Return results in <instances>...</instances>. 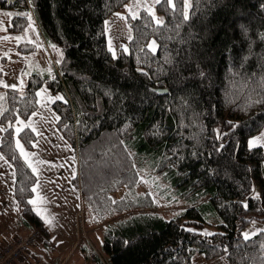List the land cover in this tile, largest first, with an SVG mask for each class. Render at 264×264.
<instances>
[{
  "label": "trees",
  "instance_id": "16d2710c",
  "mask_svg": "<svg viewBox=\"0 0 264 264\" xmlns=\"http://www.w3.org/2000/svg\"><path fill=\"white\" fill-rule=\"evenodd\" d=\"M129 1L0 0L16 10L12 33L33 16L64 53L52 75L34 72L23 91L5 92L0 124L27 119L45 83L64 93L52 101L56 128L79 153L81 176L73 183L91 207L92 225L131 211L106 219L103 255L84 247L89 264H191L196 253L264 264V230L248 239L240 233L251 219H264V149L248 145L264 127V0H162V23L141 9L130 18L128 50L115 56L105 21ZM0 139L22 219L48 235L29 203L38 176L17 145L33 149L36 132L9 125ZM141 156L176 199L191 205L169 218L150 210L154 197L135 195ZM123 187L125 195L113 199ZM204 208L220 218L208 235L198 229L208 222Z\"/></svg>",
  "mask_w": 264,
  "mask_h": 264
},
{
  "label": "rangeland",
  "instance_id": "374dc122",
  "mask_svg": "<svg viewBox=\"0 0 264 264\" xmlns=\"http://www.w3.org/2000/svg\"><path fill=\"white\" fill-rule=\"evenodd\" d=\"M156 3L157 0H132L126 6L108 15L105 21L107 46L113 55L117 56L122 49L128 50L129 40L132 36L130 18L136 17L141 9L148 10L155 16L156 20L161 21ZM14 14H17L16 10L3 7L0 4V111L6 104L5 92L8 89L15 88L23 91L28 77L32 73H49L52 75L64 61L62 48L46 39L33 16H28L29 22L23 30L12 33L10 25ZM61 97L65 98L63 92H53L46 83L43 84L38 89V108L27 119H18L11 124H0V137L9 125H12L17 131L30 125L37 134L39 133L38 143L32 151L24 148L20 141L17 142L24 158H27L28 155L34 156L36 163L34 167L40 179L43 180L41 184L45 185V189L35 187L36 195L33 205L42 214L49 228L54 244L53 250H61L62 253H66L72 246L74 239L78 235L83 236L79 238V240L82 238L83 240H78L74 245L75 248H71L73 251L69 261L76 260L75 262L79 264H87L83 251L84 245L88 247L94 245L93 248L102 254L100 245L102 228L108 223L106 219L112 221L115 218H122L129 215L131 211L112 213L110 214L111 217L108 216V218L104 215L105 219L97 221L96 226L92 225L95 222H92L91 225L88 224L87 217L91 207L88 206L84 195L81 194V189L78 191L72 183L75 177L80 180V156L74 145H70L68 141L67 146L64 144V138L56 128L58 116L52 101ZM222 131V125H218L219 136H221ZM253 141H255L254 146H262L264 149V128L249 137L248 145L250 147H254L251 144ZM137 159L141 176L136 186L135 195L140 192H149L156 200L155 206L149 208L150 210L169 218L191 205L189 202L184 203L183 200L176 199L174 194H171L168 182L160 176L152 174L154 171L150 166L151 160L146 161L145 156H141V159L137 157ZM0 168H2L5 182L4 189L0 192V202L2 203L0 207V243H2L4 239L9 238L7 234L10 229L6 223L10 219L11 222H15L18 203L13 194L14 168L1 152ZM51 171H53V176H47L46 174ZM51 177L55 178V188L49 190L47 186ZM122 195H125L124 187L113 192L112 198L117 199ZM203 201L204 198L195 205H200ZM210 210L204 208L208 222L198 228L204 235L215 232L217 230L216 224L220 221L218 215ZM89 227L96 231L89 232ZM261 230H264V219L253 218L240 229V233L243 237L247 233L249 238ZM90 241L93 245L90 244ZM191 264H229V262L225 255L206 258L202 253H196L191 259Z\"/></svg>",
  "mask_w": 264,
  "mask_h": 264
},
{
  "label": "crops",
  "instance_id": "0c3cea01",
  "mask_svg": "<svg viewBox=\"0 0 264 264\" xmlns=\"http://www.w3.org/2000/svg\"><path fill=\"white\" fill-rule=\"evenodd\" d=\"M27 126H30V125H27ZM31 127V126H30ZM32 128V127H31ZM264 128V127H263ZM262 128V129H263ZM34 129V128H33ZM261 129V130H262ZM260 130V131H261ZM60 133V132H59ZM37 134V133H36ZM63 137V136H62ZM64 138V137H63ZM62 138V139H63ZM38 134H37V140L34 144V148H36V144L38 143ZM64 144L67 146V140L64 138ZM70 145H72L70 143ZM33 149H31L30 151H32ZM76 150V148H75ZM27 163L30 165V167L32 169H35V173L37 174L38 176V180H37V183L35 185L38 186L40 189H45V185L44 184H41L43 180L40 179L37 171H36V168L34 166H36V163H35V159H34V156L33 155H28L27 158H24ZM32 162V163H31ZM33 164V165H32ZM47 176H53V171L49 172L46 174ZM45 178V177H44ZM72 183H73V180H72ZM54 184H55V178L54 177H51L49 179V183H48V186L47 188L50 190V189H54ZM75 185V187L77 188V190L79 191V185L73 183ZM4 185H5V182H4V176H3V172H2V168H0V192L4 189ZM12 187V186H11ZM13 187H14V182H13ZM35 187H34V195L33 197L31 198V201H34V197L36 195V190H35ZM81 194H82V191H81ZM9 199V198H8ZM18 203V202H17ZM34 210L43 218L42 214L39 213L33 203H31ZM2 206V203L0 202V207ZM50 207V206H48ZM19 208V210H18ZM18 208H17V214L15 215V218H14V221L15 222H11L10 220H7V225L6 226H9V233L7 234L9 237L11 236H17L18 234H24L26 232L29 231V229L31 228V226L27 225L23 219H22V216H21V209H20V206L18 204ZM87 221H88V224L91 225V220H90V215L88 213V217H87ZM44 221V219H43ZM108 221V220H107ZM45 223V221H44ZM5 225V224H4ZM96 226V225H95ZM45 228L47 229V232H48V235H45L47 238H46V242L42 241L40 242L38 245H36L34 247V250L33 252L31 253V257H28L26 260H23L21 262H19L18 264H32L33 261H32V257H36V256H40L41 259L46 263V264H79L78 262H75V261H72L70 262L69 261V257L70 255L72 254V251L71 248H75V244L76 242L79 240V238H81L80 235H78L75 239H74V242L72 243V246L70 247V249L65 253L60 250V251H55L53 250V247H54V244H53V241H52V238H51V234H50V231H49V228L48 226L46 225L45 223ZM93 231H96V230H91V227H89V232H93ZM0 234H1V230H0ZM80 241V240H79ZM102 242V241H101ZM85 247V245H84ZM68 248V247H67ZM84 251V249H83ZM86 262L87 264H89L90 262L86 259Z\"/></svg>",
  "mask_w": 264,
  "mask_h": 264
},
{
  "label": "built area",
  "instance_id": "2783aa9c",
  "mask_svg": "<svg viewBox=\"0 0 264 264\" xmlns=\"http://www.w3.org/2000/svg\"><path fill=\"white\" fill-rule=\"evenodd\" d=\"M41 237V230L34 228L24 236H18L12 240H4V242L0 243V264H16L18 261L23 260ZM34 263L44 264L39 258L35 259Z\"/></svg>",
  "mask_w": 264,
  "mask_h": 264
},
{
  "label": "snow or ice",
  "instance_id": "6c2138e0",
  "mask_svg": "<svg viewBox=\"0 0 264 264\" xmlns=\"http://www.w3.org/2000/svg\"><path fill=\"white\" fill-rule=\"evenodd\" d=\"M157 2L158 3H160V2H162V0H157ZM163 2L164 3H168V0H163ZM181 3L183 4V3H185V0H181ZM10 15V14H9ZM182 15H183V18L184 19H187V13L186 12H183V10H182ZM157 24H161L162 23V21H160L159 19H157ZM155 42H153V44H154ZM155 49L153 48V51H154ZM61 99H62V97H61ZM33 131H35V129H33ZM39 134V133H38ZM251 144L254 146V144H255V141H253V142H251ZM34 171H35V169H33ZM29 203H34V201H29ZM244 207H247V205H244ZM49 223H50V221H49ZM189 231H191V230H189ZM244 238L245 239H248V234L247 233H245L244 234Z\"/></svg>",
  "mask_w": 264,
  "mask_h": 264
}]
</instances>
